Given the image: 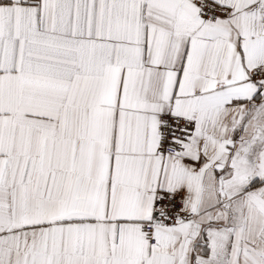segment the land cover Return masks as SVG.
Here are the masks:
<instances>
[{"label":"snow or ice","instance_id":"1","mask_svg":"<svg viewBox=\"0 0 264 264\" xmlns=\"http://www.w3.org/2000/svg\"><path fill=\"white\" fill-rule=\"evenodd\" d=\"M0 264H264V0H0Z\"/></svg>","mask_w":264,"mask_h":264}]
</instances>
